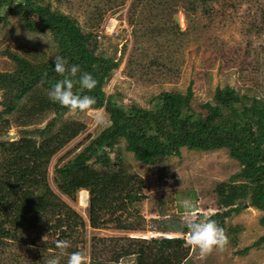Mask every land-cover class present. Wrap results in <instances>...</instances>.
I'll list each match as a JSON object with an SVG mask.
<instances>
[{"label": "trees", "instance_id": "16d2710c", "mask_svg": "<svg viewBox=\"0 0 264 264\" xmlns=\"http://www.w3.org/2000/svg\"><path fill=\"white\" fill-rule=\"evenodd\" d=\"M123 1L119 0L117 4ZM183 1L186 10H194L198 0ZM203 11L210 14L206 8ZM173 12L174 8L167 15L171 16ZM12 16L20 20L28 32L49 34L55 43L54 52L66 57L68 65L78 64L79 71L90 72L96 85L91 90L81 88L79 71L75 76L67 71L57 73L52 58L30 60L7 48L0 51V55L14 64L12 71L0 72V118L20 109L23 114L18 120H21V126L27 127L45 113H53L44 127L20 130L17 140L0 141L1 254L19 247L21 241L24 245H38L43 235L69 240L66 254L76 250L84 253L81 235L83 237L86 231V222L49 187L47 179L51 159L85 130L82 122L64 123L55 128L69 110L51 102L46 93L56 80L65 76L73 79L74 93L95 97L96 103L88 109L103 108L110 121L96 137L89 138V143L74 158L54 170L53 182L59 194L75 201L79 190L87 191L89 228L112 226L121 231L144 230V219L136 208L145 199L141 193L142 179L122 163L118 151H115L114 160L109 158V153L121 140L124 150L146 165L180 156L182 148L195 151L226 149L240 170L215 184L213 192L218 208L209 217L225 231V220L239 214L245 203L264 212V100L239 94L226 85L215 89L212 101L200 106L202 111H195L191 107L189 85L185 94L159 93L147 109L123 106L117 103L116 95H107L103 91L105 81L118 67V61L96 54V33L82 31L74 20L52 9L45 0H0V23H7ZM173 27L178 28L175 23ZM29 96L30 100L24 104ZM5 123L8 126V122ZM159 223L163 226L162 232L186 233L183 224L174 219ZM259 224L264 228V215ZM25 234L34 236L27 241L23 240ZM93 240L101 241L107 247L103 251L109 252V256L104 261L96 260L100 254L93 253L90 264L117 262L130 255L136 259L135 264H183L187 261L188 249L182 237L109 240L92 237ZM118 241L125 243L124 248L115 246ZM259 246H264V236L236 253L246 254ZM39 247L43 253L56 249L54 243L48 241L40 243ZM24 264H35V260Z\"/></svg>", "mask_w": 264, "mask_h": 264}, {"label": "rangeland", "instance_id": "374dc122", "mask_svg": "<svg viewBox=\"0 0 264 264\" xmlns=\"http://www.w3.org/2000/svg\"><path fill=\"white\" fill-rule=\"evenodd\" d=\"M45 1L52 9L68 15L82 31L97 34L96 54L118 61V67L111 72L103 87L107 95L117 96L118 104L147 109L159 93L185 94L189 85L191 107L195 111H202L200 106L212 101L215 89L226 85L239 94L264 100V0H206L204 3L198 0L194 10H186L183 0H124L119 5V0ZM173 8L175 12L168 16L167 12ZM204 8L210 14L204 13ZM174 16L178 24L173 22ZM5 48L30 60L48 58L56 50L49 34L28 32L15 16L9 17L7 23H0V51ZM13 68V62L0 55V72ZM31 93L35 94V91ZM29 100L30 96L23 103ZM22 114L19 109L0 118V141L17 140L20 130L42 128L53 117L52 112L45 113L33 124L23 127L18 120L22 119ZM70 122H82L85 130L51 159L47 179L49 187L86 222L81 245L87 264H90L93 253L100 254L96 260L104 261L109 256V252L103 251L107 247L101 241H91L92 237L100 240L184 238L185 233L162 232L159 221L174 219L183 224L187 218L180 203L183 199L194 202V216L213 214L218 208L213 192L215 184L240 170L226 149L195 151L182 148L180 156L166 157L153 165H146L125 151L121 140L109 153V158L114 160L115 151H118L122 163L142 179L141 193L145 199L136 208L144 219V230L121 231L112 226L91 229L86 218V190H79L75 201L59 194L53 182L54 170L74 158L110 121L103 108L67 111L55 128ZM3 136L11 138L2 139ZM263 215L264 212L243 204L239 214L225 220L228 239L224 247L200 255L198 250L186 245L187 261L183 264H264V246L253 247L246 254L236 253L264 236V228L259 224ZM33 236L25 234L23 240L29 241ZM39 240L38 245H24L21 241L19 247L0 253V264H24L33 259L35 264H42L43 256L50 255H60V264L65 262L66 253L61 254L56 249L43 253L39 247L44 241H55L56 236L43 235ZM123 245V241L115 244L119 248H124ZM135 263L136 259L130 255L104 264Z\"/></svg>", "mask_w": 264, "mask_h": 264}, {"label": "clouds", "instance_id": "9594fccd", "mask_svg": "<svg viewBox=\"0 0 264 264\" xmlns=\"http://www.w3.org/2000/svg\"><path fill=\"white\" fill-rule=\"evenodd\" d=\"M49 56L52 57L53 69L57 73L64 74L67 71L72 76H75L80 69L78 64L68 65L67 58L56 52L50 53ZM73 83V79H70L67 76L56 80V82L47 90L46 95L48 99L53 103H58L59 105L64 106L69 111H85L96 103V99L92 95H78L74 93ZM78 83L81 88L91 90L96 85V80L90 72L79 71ZM85 192L87 195V191ZM87 202H85V207L87 206ZM180 203L181 207L187 213V218L182 225L186 230V245L198 250L200 255H206L214 248L217 250L223 248L228 239L223 227L209 216H194L193 209L195 208V204L190 199H183ZM53 243L55 248L61 254L70 247V242L67 239H56ZM42 260L43 264H60L61 256H43ZM64 264H87V261L84 253L81 250H76L67 254Z\"/></svg>", "mask_w": 264, "mask_h": 264}, {"label": "water", "instance_id": "95a60500", "mask_svg": "<svg viewBox=\"0 0 264 264\" xmlns=\"http://www.w3.org/2000/svg\"><path fill=\"white\" fill-rule=\"evenodd\" d=\"M174 22H175L176 24L179 23V22H178V19H177L176 16H174ZM9 138H11V137H10V136H3V137H2V139H9Z\"/></svg>", "mask_w": 264, "mask_h": 264}, {"label": "built area", "instance_id": "2783aa9c", "mask_svg": "<svg viewBox=\"0 0 264 264\" xmlns=\"http://www.w3.org/2000/svg\"><path fill=\"white\" fill-rule=\"evenodd\" d=\"M184 238L186 237V233H185V235L183 236Z\"/></svg>", "mask_w": 264, "mask_h": 264}, {"label": "bare ground", "instance_id": "6f19581e", "mask_svg": "<svg viewBox=\"0 0 264 264\" xmlns=\"http://www.w3.org/2000/svg\"><path fill=\"white\" fill-rule=\"evenodd\" d=\"M85 202V201H84Z\"/></svg>", "mask_w": 264, "mask_h": 264}]
</instances>
